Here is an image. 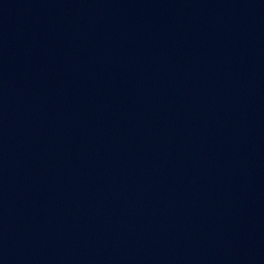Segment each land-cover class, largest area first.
<instances>
[{"label":"water","instance_id":"water-1","mask_svg":"<svg viewBox=\"0 0 264 264\" xmlns=\"http://www.w3.org/2000/svg\"><path fill=\"white\" fill-rule=\"evenodd\" d=\"M0 264H264V0H0Z\"/></svg>","mask_w":264,"mask_h":264}]
</instances>
